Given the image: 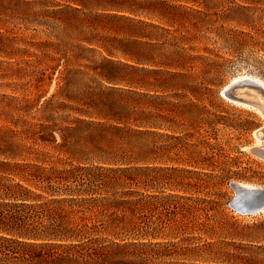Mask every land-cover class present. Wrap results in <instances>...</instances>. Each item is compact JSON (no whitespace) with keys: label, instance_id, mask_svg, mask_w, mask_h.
I'll return each instance as SVG.
<instances>
[{"label":"rangeland","instance_id":"1","mask_svg":"<svg viewBox=\"0 0 264 264\" xmlns=\"http://www.w3.org/2000/svg\"><path fill=\"white\" fill-rule=\"evenodd\" d=\"M113 12L147 22L144 28L151 37L143 39L164 42L163 54L184 47L190 54L208 57V64L214 66L209 68L197 59L191 72L199 81L204 78L203 71L208 70L207 79L215 77L216 84L208 85L214 91L205 90L199 99L164 83L163 88L157 87L159 78L153 70L172 68L144 62L135 69L132 65L137 62L129 55L117 49H113V54L107 52L104 44L127 50L128 46L115 39H127L136 28V23L125 21V31H116L115 20L103 16ZM61 40L67 43L64 48L72 50L69 60L61 61L60 69L54 73L40 77L38 70L45 66L37 65L39 56L46 52L55 54L52 48ZM103 54L124 63L119 71L115 66H105L120 78H101L95 73ZM143 67L151 72L142 71ZM247 76L264 82V0H0L1 135L8 134V127L21 130L32 124L64 126L80 117L89 118L79 112V108L86 107L68 96L82 98L84 93L91 95L97 91L106 103H122L128 108L138 104L155 111L152 103L146 101L154 100L149 95L200 105L193 115L186 111L185 115L174 114L176 123L163 121L160 126H140L149 133L140 135L138 140L152 147L158 156L150 163L169 168L165 173L172 184L159 191L215 202L212 210L209 202H198L197 206L207 207L208 214L225 223L228 230L216 236L196 233V238L190 237L184 244L202 245L211 256L220 254L219 264H264V210L242 214L231 205L237 196L234 183L264 186V157L252 149L256 145L264 149V139L258 138V134L264 135V115L222 95L231 81ZM47 116H51L49 120ZM94 119L107 122L102 117ZM205 120L220 122L203 123ZM56 141L62 142L59 134ZM37 147L49 151L54 160L69 158L68 153L53 145L38 143ZM205 158H213L217 167L203 168V164L193 163ZM197 179L200 184L196 188L182 185Z\"/></svg>","mask_w":264,"mask_h":264},{"label":"trees","instance_id":"2","mask_svg":"<svg viewBox=\"0 0 264 264\" xmlns=\"http://www.w3.org/2000/svg\"><path fill=\"white\" fill-rule=\"evenodd\" d=\"M103 16L115 20L116 31H125V21L136 23L131 36L115 39L128 49L104 44L107 52L113 54L117 49L129 55L137 62L132 65L135 69L144 62L172 68L153 70L159 78L157 87L163 88L164 83L199 99L205 90L214 91L208 85L216 84L215 77L207 79L208 70L203 71L204 78L199 81L191 72L197 59L208 64V57L190 54L184 47L163 54L164 42L143 39L151 37L144 20L117 12ZM65 44L61 40L52 48L55 54L39 56L37 65L45 66L38 70L40 77L54 73L61 61L69 60L72 50L64 48ZM109 65L119 71L124 63L103 54L95 73L101 78H120L107 70L105 66ZM208 65L210 68L215 64ZM142 71L151 72L145 67ZM93 93H84L82 98L68 96L86 107L79 108V112L89 118L80 117L64 126L32 124L21 130L8 127L7 135L0 134V264H219L220 254L211 256L202 245L184 244L190 237L196 238V233L216 236L228 230L225 223L208 214L207 207L197 206L198 202H209L212 210L215 202L159 191L170 183L165 173L169 168L150 163L158 156L152 147L138 140L149 133L140 126L176 123L174 114L185 115L186 111L193 115L200 105L149 95L154 100L146 101L152 103L154 111L138 104L128 108L122 103H106L102 93ZM96 117L106 118L107 122ZM128 122L132 125H124ZM57 134L61 143L56 141ZM38 143L53 145L68 153L69 158L54 160L49 151L37 147ZM193 163L203 164V168L217 167L213 158ZM183 184L196 188L200 182L197 179ZM173 187L178 188L176 184Z\"/></svg>","mask_w":264,"mask_h":264},{"label":"water","instance_id":"3","mask_svg":"<svg viewBox=\"0 0 264 264\" xmlns=\"http://www.w3.org/2000/svg\"><path fill=\"white\" fill-rule=\"evenodd\" d=\"M222 95L229 101L255 108L264 115V82L247 78L229 84L222 91ZM264 131V128H263ZM264 138V135L262 136ZM237 184L234 187L237 190ZM262 190L238 191L240 203L231 202L235 210L242 214H254L264 209Z\"/></svg>","mask_w":264,"mask_h":264},{"label":"bare ground","instance_id":"4","mask_svg":"<svg viewBox=\"0 0 264 264\" xmlns=\"http://www.w3.org/2000/svg\"><path fill=\"white\" fill-rule=\"evenodd\" d=\"M247 78H253V79H255V80H258V81H261L260 79H257V78H255V77H249V76H247V77H240V78H235L233 81H231L229 84H231V83H233V82H236V81H238V80H242V79H247ZM261 82H263V81H261ZM229 84L227 85V86H229ZM226 86V87H227ZM224 89V88H223ZM262 130V129H261ZM260 129L258 130V131H261ZM259 133V132H258ZM258 138H259V140H261L262 139V135H260V134H258ZM264 139V138H263ZM253 151L254 152H256L257 154H259V155H261V156H263L264 157V149H262V147H260V146H258V145H256V146H254L253 148ZM237 184V192L238 191H251V190H262L263 192L261 193L262 195V197L264 196V186H259V185H253V184H249V183H236ZM234 202H236V203H240V201H239V198H238V196H236L235 197V201ZM264 210V209H263Z\"/></svg>","mask_w":264,"mask_h":264}]
</instances>
